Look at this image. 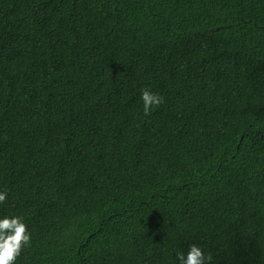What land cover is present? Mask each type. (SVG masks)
I'll list each match as a JSON object with an SVG mask.
<instances>
[{"label":"trees","instance_id":"trees-1","mask_svg":"<svg viewBox=\"0 0 264 264\" xmlns=\"http://www.w3.org/2000/svg\"><path fill=\"white\" fill-rule=\"evenodd\" d=\"M0 192L15 264H264V0H0Z\"/></svg>","mask_w":264,"mask_h":264},{"label":"clouds","instance_id":"clouds-1","mask_svg":"<svg viewBox=\"0 0 264 264\" xmlns=\"http://www.w3.org/2000/svg\"><path fill=\"white\" fill-rule=\"evenodd\" d=\"M143 111L150 115L154 107L164 103L163 97L150 89L141 90ZM7 192H0V203H4ZM31 233L28 232L22 217H4L0 219V264H15L23 249L30 245ZM179 264H212L213 255H205L204 250L197 245H190L187 254L177 253Z\"/></svg>","mask_w":264,"mask_h":264}]
</instances>
